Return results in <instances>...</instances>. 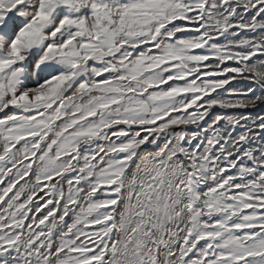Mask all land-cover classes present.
<instances>
[{"label": "snow or ice", "instance_id": "1", "mask_svg": "<svg viewBox=\"0 0 264 264\" xmlns=\"http://www.w3.org/2000/svg\"><path fill=\"white\" fill-rule=\"evenodd\" d=\"M0 264H264V0H0Z\"/></svg>", "mask_w": 264, "mask_h": 264}]
</instances>
